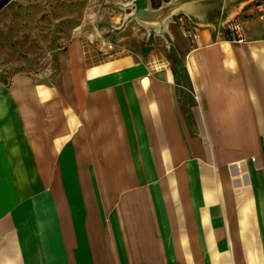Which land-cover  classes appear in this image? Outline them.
I'll return each mask as SVG.
<instances>
[{
  "label": "crops",
  "instance_id": "obj_1",
  "mask_svg": "<svg viewBox=\"0 0 264 264\" xmlns=\"http://www.w3.org/2000/svg\"><path fill=\"white\" fill-rule=\"evenodd\" d=\"M211 27L186 111L169 66L79 39L49 95L0 85V264H264V16Z\"/></svg>",
  "mask_w": 264,
  "mask_h": 264
},
{
  "label": "rangeland",
  "instance_id": "obj_2",
  "mask_svg": "<svg viewBox=\"0 0 264 264\" xmlns=\"http://www.w3.org/2000/svg\"><path fill=\"white\" fill-rule=\"evenodd\" d=\"M173 1L158 0V6L151 7L156 10ZM192 2L194 12L211 13L213 27L179 13L159 20L138 18L136 0H12L0 12V85L7 96H34V90L49 95L59 74L60 55L73 39H79L92 63L132 53L145 62L154 59L169 66L180 84L186 111L193 99L184 55L194 41L184 32L200 34L211 27L214 37L234 39L242 36V23L264 16V0Z\"/></svg>",
  "mask_w": 264,
  "mask_h": 264
},
{
  "label": "water",
  "instance_id": "obj_3",
  "mask_svg": "<svg viewBox=\"0 0 264 264\" xmlns=\"http://www.w3.org/2000/svg\"><path fill=\"white\" fill-rule=\"evenodd\" d=\"M12 0H0V12L11 2ZM176 1V0H175ZM173 1V2H175ZM172 3V2H171ZM168 5V4H167ZM167 5L158 8V9H153L148 0H136L135 3V11H134V15L138 18H142L144 20H159L162 18H165L169 15L174 14L173 13H169L170 10L167 9ZM160 16L161 18L157 17Z\"/></svg>",
  "mask_w": 264,
  "mask_h": 264
},
{
  "label": "trees",
  "instance_id": "obj_4",
  "mask_svg": "<svg viewBox=\"0 0 264 264\" xmlns=\"http://www.w3.org/2000/svg\"><path fill=\"white\" fill-rule=\"evenodd\" d=\"M152 7H157L158 6V0H150ZM188 0H176L175 2H172L167 5V9L170 10L169 13L175 12L183 3L187 2ZM175 80L177 81V77L175 75Z\"/></svg>",
  "mask_w": 264,
  "mask_h": 264
},
{
  "label": "built area",
  "instance_id": "obj_5",
  "mask_svg": "<svg viewBox=\"0 0 264 264\" xmlns=\"http://www.w3.org/2000/svg\"><path fill=\"white\" fill-rule=\"evenodd\" d=\"M184 36L186 38H190V40H192V41H195L199 38V34L194 33V32H187V33L184 32Z\"/></svg>",
  "mask_w": 264,
  "mask_h": 264
}]
</instances>
